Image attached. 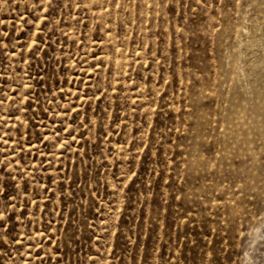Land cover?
Wrapping results in <instances>:
<instances>
[{
	"label": "rangeland",
	"instance_id": "rangeland-1",
	"mask_svg": "<svg viewBox=\"0 0 264 264\" xmlns=\"http://www.w3.org/2000/svg\"><path fill=\"white\" fill-rule=\"evenodd\" d=\"M257 88L264 0H0V264H264Z\"/></svg>",
	"mask_w": 264,
	"mask_h": 264
},
{
	"label": "bare ground",
	"instance_id": "bare-ground-1",
	"mask_svg": "<svg viewBox=\"0 0 264 264\" xmlns=\"http://www.w3.org/2000/svg\"><path fill=\"white\" fill-rule=\"evenodd\" d=\"M256 99H257V105L259 107V116H261L260 118L254 119L253 124H252V129L253 131H255V133L264 138V89H256ZM231 103H232V108H237L238 103L241 104V106L243 108H246L245 104L246 102H244V100H240L239 102L236 101L235 98L231 99ZM242 108L241 111L235 112L236 110H232L233 112L231 113V115L229 116V124H230V128L227 132V138L229 139V141H238L239 135H237L236 129L238 124H247V122L245 121V115H244V109ZM252 115V114H251ZM255 115V114H254ZM252 121V120H251ZM235 143V142H234ZM238 144V143H236ZM232 147V146H230ZM259 236V235H257Z\"/></svg>",
	"mask_w": 264,
	"mask_h": 264
},
{
	"label": "snow or ice",
	"instance_id": "snow-or-ice-1",
	"mask_svg": "<svg viewBox=\"0 0 264 264\" xmlns=\"http://www.w3.org/2000/svg\"><path fill=\"white\" fill-rule=\"evenodd\" d=\"M0 228H3V225L2 224H0Z\"/></svg>",
	"mask_w": 264,
	"mask_h": 264
},
{
	"label": "clouds",
	"instance_id": "clouds-1",
	"mask_svg": "<svg viewBox=\"0 0 264 264\" xmlns=\"http://www.w3.org/2000/svg\"><path fill=\"white\" fill-rule=\"evenodd\" d=\"M255 243V242H254Z\"/></svg>",
	"mask_w": 264,
	"mask_h": 264
}]
</instances>
